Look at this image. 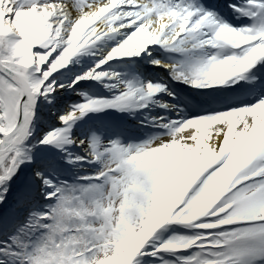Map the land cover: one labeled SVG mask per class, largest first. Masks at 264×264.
I'll list each match as a JSON object with an SVG mask.
<instances>
[{"label": "snow or ice", "instance_id": "1", "mask_svg": "<svg viewBox=\"0 0 264 264\" xmlns=\"http://www.w3.org/2000/svg\"><path fill=\"white\" fill-rule=\"evenodd\" d=\"M114 37L87 72L58 83V70ZM141 57L157 82L127 78L141 66L105 67ZM258 66L264 0H0V264H264ZM82 81L110 95L77 92L84 102L29 143L37 108ZM242 92L255 100H236ZM106 111L136 122L110 125L115 139L73 137L77 121ZM46 148L86 174L54 177Z\"/></svg>", "mask_w": 264, "mask_h": 264}, {"label": "bare ground", "instance_id": "2", "mask_svg": "<svg viewBox=\"0 0 264 264\" xmlns=\"http://www.w3.org/2000/svg\"><path fill=\"white\" fill-rule=\"evenodd\" d=\"M234 2V1H233ZM119 37H114L102 41L100 44L96 45L92 51L96 52L97 55L91 56L86 54H81L80 56L74 57L69 64L58 70L56 74H54L57 78L58 83H64L66 85L71 84L78 76L83 75L87 72L91 67L94 66L95 61L101 58V56L106 53L110 47H114L116 40ZM143 58H124L120 60H116L110 62L109 65H106V69L112 72L117 73H125L127 69L134 68L137 66H141L143 71L137 73H127V78L132 80L137 79H148L153 80V82H157L153 79L154 76L157 75L156 70L153 69L151 64H144L142 63ZM84 84V87H77L76 89H69L66 90L65 95L60 97L58 102L56 103V107L53 108L52 105H46L43 109L40 107L37 108V116L33 122L34 133L32 138L30 139L29 143L38 142L42 137H39L40 134H44L46 132H50L53 128L60 127L58 117L60 115L65 114L66 112L70 111L72 106L75 104H79L84 102V96L80 95L77 96L76 93H82L87 96L96 98V97H106L110 94L105 92L103 87L100 84H97L94 81H87L81 82ZM180 88H184L186 86L180 85ZM159 98V97H157ZM65 100H71L72 103L65 102ZM169 102H171V98H169ZM160 109L154 108V112H158ZM55 112L56 115L53 116L52 113ZM148 110H143V113H147ZM143 113L138 112L136 113V117H141L143 119ZM127 113H119L113 111H106L101 113H89L88 115L84 116L83 119L77 121L72 129V134L74 138L77 139H85L86 135L84 134L85 129H93V125H96L94 128L97 129L98 133L105 135V139H115L116 135L114 133H110V125L113 123L120 124V120H124L127 117ZM46 117V118H45ZM132 119V120H131ZM131 120L130 123L135 121V118H129ZM51 125V126H50ZM125 144L132 142L128 137H122ZM48 153L52 154L58 161V167L54 168L56 171L54 174L57 175L58 172L65 170L67 172H75V173H82L85 171H81L77 168H73L72 166L65 165L64 163V155L60 153L55 148H46L44 149ZM41 151V149H37V153H34V157ZM87 172H91L96 166H85ZM60 170V171H59ZM61 173V172H60Z\"/></svg>", "mask_w": 264, "mask_h": 264}, {"label": "rangeland", "instance_id": "3", "mask_svg": "<svg viewBox=\"0 0 264 264\" xmlns=\"http://www.w3.org/2000/svg\"><path fill=\"white\" fill-rule=\"evenodd\" d=\"M66 101V100H65ZM67 102H69V103H72V101L71 100H67ZM96 125H93V129H86V131H84V134L86 135V137L88 136V135H90L93 131L94 132H96L97 134H101L100 132L98 133L97 131V129H95L94 127H95ZM46 133V130H45V132H44V134ZM44 134H40L39 135V137H43V135ZM37 142V141H36ZM53 174H54V172H53ZM55 175V174H54Z\"/></svg>", "mask_w": 264, "mask_h": 264}]
</instances>
